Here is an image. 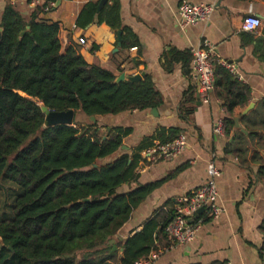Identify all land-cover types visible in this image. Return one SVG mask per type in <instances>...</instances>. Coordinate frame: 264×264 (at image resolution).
<instances>
[{
  "label": "trees",
  "instance_id": "obj_1",
  "mask_svg": "<svg viewBox=\"0 0 264 264\" xmlns=\"http://www.w3.org/2000/svg\"><path fill=\"white\" fill-rule=\"evenodd\" d=\"M97 7L88 4L80 19L92 24L97 18L116 34L125 31L116 0L100 13ZM43 13V6L33 8L26 19L13 6L0 10V178L21 188L11 220L2 218L0 206V264H135L170 246L165 231L176 211L162 217L156 212L139 232L109 245L160 184L138 185L137 172L148 165L141 153L153 141L130 154L122 150L130 130L101 126L99 118L157 109L162 96L150 76L117 83L111 71L89 65L64 25L41 21ZM135 44L124 36L122 49ZM192 60L191 51H171L165 55L166 69ZM214 75V92L226 110L225 154L244 168L257 167L255 178L264 183V100L243 115L252 104L250 87L216 61ZM43 107L74 111L75 117L81 112L84 118L72 126L46 127ZM91 117L98 119L94 123ZM180 135L163 129L154 140L167 144ZM260 231L264 235V224ZM79 250L85 256L78 262ZM259 255L264 261V243Z\"/></svg>",
  "mask_w": 264,
  "mask_h": 264
},
{
  "label": "crops",
  "instance_id": "obj_2",
  "mask_svg": "<svg viewBox=\"0 0 264 264\" xmlns=\"http://www.w3.org/2000/svg\"><path fill=\"white\" fill-rule=\"evenodd\" d=\"M29 1L0 0V10L13 6L28 19L32 13ZM116 1L125 28L119 31L122 41L127 36L137 42L117 52L118 34L106 23L98 24L97 18L92 24L80 19L88 4L99 5L101 0H62L58 9L52 8L39 16L41 21L62 23L65 35L80 47L89 65L107 69L117 78L122 74H144L154 81L163 99V104L153 109L156 113L133 111L99 118L101 126L130 130L124 139V151L132 154L144 143L159 142L154 139L163 129H176L187 137V149L178 158L142 164L137 172L138 185L159 183L160 186L134 212L130 223L111 244L139 232L156 212L162 217L176 210L181 197L206 183L208 166L214 161L221 171L218 193L223 214L217 221L207 220L193 243L175 248L162 245L156 264H264L259 255L264 243L260 231L264 224V183L255 178L257 167L244 168L236 158L225 154L229 141L224 135L216 134L215 128L224 120L226 110L215 92L211 93L209 104L198 97L192 62L174 63L170 70L165 65L167 53H185L208 40L215 49V61L235 66L241 81L250 87L252 103L264 100V0ZM184 1L213 5L211 19L182 29L177 14ZM114 2L108 0L102 10ZM248 15L262 21V28L255 34L242 31L243 19ZM80 39L86 40L84 46L79 45ZM191 97L193 102L189 100Z\"/></svg>",
  "mask_w": 264,
  "mask_h": 264
},
{
  "label": "built area",
  "instance_id": "obj_3",
  "mask_svg": "<svg viewBox=\"0 0 264 264\" xmlns=\"http://www.w3.org/2000/svg\"><path fill=\"white\" fill-rule=\"evenodd\" d=\"M52 0H30L29 6L33 8L42 7L43 12L48 13L55 7ZM213 5L192 4L184 1L177 14V21L182 29L206 23L211 19ZM262 28V21L255 15H248L243 19L242 31L255 34ZM85 39L79 40V45L84 46ZM193 60L191 73L197 81V94L203 103H210V95L215 88L214 61L215 49L213 45L204 40L198 47L191 50ZM226 67L239 80L238 70L235 66L225 63ZM216 134L223 136V121L215 128ZM187 137L181 134L175 141L167 144L156 142L141 153L142 159L148 165L162 161H170L181 156L187 149ZM221 171L214 161L208 166V180L205 184L193 192L181 197L176 205V217L166 228L168 248L183 247L195 241L197 235L203 228L206 219L217 221L224 210L219 204L218 179ZM204 209L205 212L198 216V212ZM160 249V248H159ZM161 251L154 253L149 258H142L135 264H156L160 258Z\"/></svg>",
  "mask_w": 264,
  "mask_h": 264
},
{
  "label": "water",
  "instance_id": "obj_4",
  "mask_svg": "<svg viewBox=\"0 0 264 264\" xmlns=\"http://www.w3.org/2000/svg\"><path fill=\"white\" fill-rule=\"evenodd\" d=\"M108 2V0H101V2L99 3L97 10L98 12H101L102 9L105 7L106 3ZM62 3V0H57L54 9H58L60 7ZM120 49H122V33L119 32L118 33V48L116 49L115 52L119 51ZM144 77V74H138V75H134V76H126L125 74H122L120 77L117 78L116 82L117 83H121L123 81L129 80L133 83H136L138 81H140L142 78ZM254 107V103H252L247 109L246 111L243 113V115H246L252 108ZM43 112L46 114V127H52V126H57V125H68V126H72L74 124V120H75V112L74 111H68V112H51L49 111L46 107L42 108ZM153 113H156V110L152 111ZM89 120L91 122H96L97 119L96 117H91L89 118ZM235 128L238 130L241 128L240 123H239V119H235ZM245 134H247L246 131H243ZM126 149L125 146L122 147V150L124 151ZM85 202H89V200H86ZM205 212L204 209L200 210L198 212V216L202 215ZM0 241H2L0 239ZM123 252V250H122Z\"/></svg>",
  "mask_w": 264,
  "mask_h": 264
},
{
  "label": "rangeland",
  "instance_id": "obj_5",
  "mask_svg": "<svg viewBox=\"0 0 264 264\" xmlns=\"http://www.w3.org/2000/svg\"><path fill=\"white\" fill-rule=\"evenodd\" d=\"M84 118V115L81 112H78L76 114L75 117V121H81ZM41 132L35 134L34 136L30 137L21 147V149L25 148L30 142H32L33 140H35L36 138H38L40 136ZM101 134L104 135L105 131H101ZM16 154L12 155L11 157H9L8 162L11 163L14 159ZM21 194V188L6 180L3 178H0V206L2 208V218L5 220H11L13 218V206L15 204V201L17 200V198L20 196ZM117 242H115L114 244H111L110 242V246L115 245ZM108 250V249H107ZM106 248L104 249L105 253H107ZM76 256H77V260L78 262L81 261L84 256H85V252L84 251H78L76 252Z\"/></svg>",
  "mask_w": 264,
  "mask_h": 264
}]
</instances>
